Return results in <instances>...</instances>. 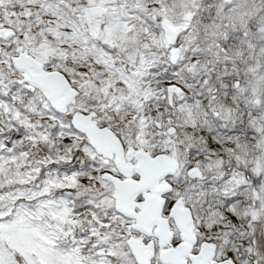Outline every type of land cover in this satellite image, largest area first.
Here are the masks:
<instances>
[{
	"label": "snow or ice",
	"instance_id": "obj_1",
	"mask_svg": "<svg viewBox=\"0 0 264 264\" xmlns=\"http://www.w3.org/2000/svg\"><path fill=\"white\" fill-rule=\"evenodd\" d=\"M0 264H264V0H0Z\"/></svg>",
	"mask_w": 264,
	"mask_h": 264
}]
</instances>
